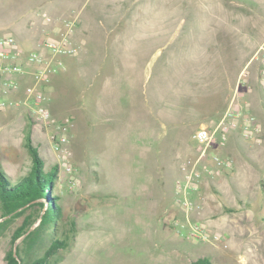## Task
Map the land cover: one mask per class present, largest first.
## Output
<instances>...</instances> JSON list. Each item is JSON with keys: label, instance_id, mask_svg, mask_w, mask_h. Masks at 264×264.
<instances>
[{"label": "rangeland", "instance_id": "374dc122", "mask_svg": "<svg viewBox=\"0 0 264 264\" xmlns=\"http://www.w3.org/2000/svg\"><path fill=\"white\" fill-rule=\"evenodd\" d=\"M77 1L84 4V0ZM102 1L92 0L87 10ZM71 2L0 0V35H11L27 53L53 27L63 28L71 9L80 10V5L73 7ZM149 2L143 0V4ZM258 5L263 10L264 0H258ZM106 9L100 6L95 14H105ZM179 11L158 19L153 9L150 17H143V23L174 24L184 30L194 20L186 9ZM46 18L52 22H45ZM100 29L96 26L94 31ZM90 47L100 48L96 44ZM151 52L144 55L147 62H154V68L162 51ZM258 64L260 67L259 61L246 67L247 74L253 75ZM129 65L122 64L121 69L110 65L114 70L107 85L103 76L91 79L84 65L80 75H65L64 84L48 95L51 115L73 123L70 154L64 160L51 148L54 126L30 122L28 113L22 121L11 115L3 122L4 110L0 111V168L10 183H18L30 171L27 135L38 149L44 171L55 170L53 194L58 197L61 217L54 237H67L68 246L57 250L48 264H192L199 258L212 264H264V138L257 144L254 139L244 141L231 134L221 153L232 161V169L203 175L199 190L186 198L193 210L187 208L182 205L183 195L175 193V183L182 177L177 166L197 156L193 135L210 122L191 129L189 140L185 127H169L159 120L149 125L143 118L145 110L136 102L137 95L143 100V91L151 93L150 82L143 79L145 66L134 70ZM108 72L111 69L105 74ZM65 163L75 172L66 174ZM37 215L38 208H33L6 217L0 202V264H6L9 249L23 247L24 236L12 243L13 235L22 225L23 232L35 229L39 220L31 222ZM53 229L51 225L47 230L49 236ZM48 246L42 234L29 255L22 254L23 264L38 259Z\"/></svg>", "mask_w": 264, "mask_h": 264}, {"label": "crops", "instance_id": "0c3cea01", "mask_svg": "<svg viewBox=\"0 0 264 264\" xmlns=\"http://www.w3.org/2000/svg\"><path fill=\"white\" fill-rule=\"evenodd\" d=\"M72 1L71 6L81 7L80 10L71 9L77 14L71 41L78 47V53L75 56L45 53L46 64L55 69L43 85L33 82L34 67L25 64L24 74L12 77L14 88L4 94L0 92V100L19 105L2 112L3 122L11 115L22 121L34 91L43 89L48 100V95L55 94L57 87L64 84L67 74L80 75L85 67L91 79L103 76L102 82L107 85L114 70L110 65L121 69L126 63L134 70L143 64L146 73L143 79H148L151 85V93L148 89L143 91V100L135 92L136 102L145 110L143 118L149 125L159 120L169 127H185L186 140H189L187 129L203 124L197 125L200 115H196V111L197 106L205 102L211 103L212 109L204 116V124L212 118L220 119L231 103L241 115H254L256 110H264V92L257 77L259 64L253 75L246 70L253 62L258 63L255 55L264 45V16H260L264 15V9L259 8L258 0H246L248 5L242 0H145L150 1L149 4H143V0H103L92 11L87 10L92 0H84L83 5V2ZM100 6H107L105 14H95ZM153 9L158 19L160 16L167 19L169 15L180 14V9H186L194 22L184 30L174 24L143 23V17H150ZM96 26L101 29L94 31ZM61 30L60 26L53 27L48 34L57 37ZM93 44L100 48L96 51V46L90 47ZM127 47L133 51H125ZM154 49L162 51V58L151 68L154 62H147L144 52L148 57ZM58 64L62 65L61 69ZM107 69L111 72L105 74ZM259 139L263 137L254 139L257 144ZM177 167L180 174L179 165Z\"/></svg>", "mask_w": 264, "mask_h": 264}, {"label": "built area", "instance_id": "2783aa9c", "mask_svg": "<svg viewBox=\"0 0 264 264\" xmlns=\"http://www.w3.org/2000/svg\"><path fill=\"white\" fill-rule=\"evenodd\" d=\"M73 15V16H72ZM45 22L51 23V18H46ZM77 23V14L71 11V17L62 22V30L57 37L49 36L38 40L31 50L23 52L17 45L16 40L11 35H0V92L6 93L14 88L15 83L12 77L24 74V65L33 66L31 72L32 80L35 84L43 85L48 82L49 75L55 68H50L45 61L46 54L52 56L68 55L75 56L78 47L72 44V36ZM55 38V39H54ZM255 58L259 61L260 67L257 72L258 83L264 92V45L256 52ZM61 69L62 65L58 64ZM46 93L43 89L34 91L33 98L27 107V112L37 122H42L45 126H54L56 132L51 136V148L59 157L66 159L69 156L68 132L73 128V123L56 121L50 113L46 104ZM8 106L17 107V103L0 100V111ZM232 103L217 122L211 121L208 126L200 127L194 133L193 139L198 146V154L194 159H184L180 163L181 179L175 183L176 196L182 194L184 204L193 210V205L188 201L187 195L199 190L203 175H211L214 170L228 168L232 169L231 160L221 153L226 146L231 134L239 135L244 141L256 139L260 133V127L252 115H241L233 109ZM208 162L212 165H208ZM66 174H72L75 169L68 163L63 165ZM178 200V197H177Z\"/></svg>", "mask_w": 264, "mask_h": 264}, {"label": "trees", "instance_id": "16d2710c", "mask_svg": "<svg viewBox=\"0 0 264 264\" xmlns=\"http://www.w3.org/2000/svg\"><path fill=\"white\" fill-rule=\"evenodd\" d=\"M211 106L212 105L209 102L197 106L196 114L200 115V118L197 119V125L201 123L204 124V122L206 123L204 116L211 113ZM209 110L210 112H207ZM252 116L256 119V122L260 127L261 138H264V110H256L255 114ZM29 119L30 122L35 121L30 116ZM213 119L214 118L210 119V122H217L219 120V118L216 120ZM191 129H193V127L187 129L188 137L191 136ZM260 135H257V137ZM25 147L31 158L30 171L26 178L20 180L16 184H11L0 168V202L4 216L6 217L22 214L28 209L38 208V215L31 224L34 223L35 220H39V222L38 226L32 231L28 228L23 232V225L15 231L12 243L24 236L23 247L20 248L17 246L15 251L14 249H9L6 252L4 259L6 264H23L25 260L22 254L28 256L33 245L39 242L40 237L43 234L46 235L49 246L44 253L38 257V259L29 262L26 261L25 264H48L51 257L57 253V250L64 249L68 246L67 237L62 240L54 237L56 221L61 217V208L58 204V197L53 194L55 170L48 172L44 171L43 161L39 155L38 149L32 145L30 135L26 136ZM51 225L54 229L51 236H49L47 230L50 229ZM192 264L212 263L207 258H199Z\"/></svg>", "mask_w": 264, "mask_h": 264}, {"label": "water", "instance_id": "95a60500", "mask_svg": "<svg viewBox=\"0 0 264 264\" xmlns=\"http://www.w3.org/2000/svg\"><path fill=\"white\" fill-rule=\"evenodd\" d=\"M14 251H15V247H14Z\"/></svg>", "mask_w": 264, "mask_h": 264}]
</instances>
